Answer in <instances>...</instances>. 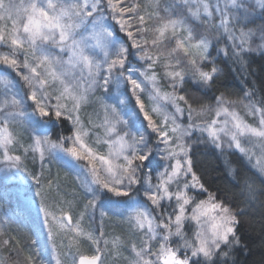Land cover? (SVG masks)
I'll return each instance as SVG.
<instances>
[{"label": "snow or ice", "instance_id": "obj_1", "mask_svg": "<svg viewBox=\"0 0 264 264\" xmlns=\"http://www.w3.org/2000/svg\"><path fill=\"white\" fill-rule=\"evenodd\" d=\"M182 7L186 11L178 13ZM257 8L264 12V0H223L222 6L220 0L215 5L211 0H0V73H5L0 74V164L6 173H26L34 181L42 218V226L32 230L35 253L22 260L20 241L9 248L15 238L3 239L0 246L9 256L0 264H52L50 250L55 264H64L55 242L61 234L69 240L63 257L70 264H104L106 254L119 257L120 236L104 239L102 222L99 235L94 227H83L89 210L94 218L98 207L101 221L111 212L127 224L131 237L139 236L125 249L128 264H228L241 243L240 213L209 192L193 171L186 138L199 132L221 152L238 151L264 175V98L256 100L249 91L243 103L221 94L214 105L194 107L178 89L189 77L207 87L218 71L215 66L204 70L211 41L197 39L194 25L219 16L215 27L228 35L239 58L252 51L257 32L258 47L264 48V24L236 28ZM11 73L19 79L9 78ZM161 79L171 91L162 89ZM97 91L102 95L95 97ZM91 104L98 107L85 122L81 112ZM240 104L255 123L240 114ZM185 111L187 125L178 122ZM65 122L70 134L52 139L50 128ZM25 132L27 147L21 143ZM18 145L23 157L16 154ZM29 152L41 164L51 157L75 173L89 197L78 218H73V202L59 198L58 185L50 181L45 190L41 174L24 166ZM160 162L163 170L153 183ZM245 187L254 198L252 184ZM190 192L207 198L197 200ZM189 226L191 236L185 231ZM173 238L182 243L174 247ZM85 242L92 245L91 254L81 251Z\"/></svg>", "mask_w": 264, "mask_h": 264}, {"label": "rangeland", "instance_id": "obj_2", "mask_svg": "<svg viewBox=\"0 0 264 264\" xmlns=\"http://www.w3.org/2000/svg\"><path fill=\"white\" fill-rule=\"evenodd\" d=\"M144 3H147V0H143ZM167 4H171L173 0H165ZM217 0H211V3L215 5ZM221 6L223 5V0H220ZM164 7V3L161 4V8ZM178 13L185 12L186 9L183 7L176 10ZM259 8H257L256 11L252 12L249 16H247L244 20L243 25H236L237 30H239L241 27L246 25L245 30L247 29H258L259 23L264 24V21L256 22L259 14ZM163 15V12L161 13ZM219 16H215L213 19L207 20L203 24L205 27H195L194 30L196 33V38L199 39L200 36H206L212 44H218L222 40H229L228 35L223 32V29H218L215 27L219 23ZM231 27V25H230ZM258 33V32H257ZM184 35H187L184 33ZM230 42V41H229ZM238 42V41H237ZM252 43H254V39L252 40ZM174 44V42H173ZM210 45V46H211ZM259 44L255 45L258 47ZM247 46V45H246ZM264 51V48H262ZM135 62V61H134ZM204 68V67H203ZM205 71H207L204 68ZM10 71V70H9ZM156 71L162 76L163 69L160 66H157ZM5 74V73H0ZM9 78H15L19 79L18 77H15V73H11V76ZM187 81H191V78H187ZM23 83L22 81L20 82ZM202 86V85H200ZM161 87L164 91H171V88L168 87L167 81L161 79ZM203 87V86H202ZM178 92L180 95H182L178 89ZM102 95L101 91H97L95 93V97H99ZM93 97V99H95ZM145 99H147V96L145 94ZM235 101H243V103H247V100L243 98L240 99H230ZM109 103H115V101H108ZM214 105V101L210 102ZM98 105L91 104L87 107H85L82 112L81 116L82 119L87 122L89 118V114L93 113L97 109ZM186 108V106H185ZM171 111L172 109L169 108ZM237 110L240 112V114L249 122V123H255L252 116L247 114V110L243 107V104H240L237 107ZM101 113V118H102ZM214 115V113H213ZM94 122L96 121L95 116L92 117ZM208 119H211V115L207 117ZM178 122H181L185 125H187V113L185 111V116L179 120ZM68 125V124H67ZM69 132L63 133V129L60 127H57L56 129V136L51 137L52 139H57L60 134L68 135L70 134V125H68ZM51 134V133H50ZM22 140L21 143L27 147V145L30 143V140L28 139L29 133L25 132L22 133ZM186 144L191 146V150L198 147H213L211 144L206 142V139L201 137L199 132L194 133L190 138H186ZM67 146V145H65ZM16 154L24 156L23 148H20L19 145L17 146ZM104 150V149H102ZM225 151L228 152H236L237 154H240L238 151L235 150H229L225 148ZM241 155V154H240ZM191 156V151H190ZM242 156V155H241ZM244 158V161L258 174L259 171L252 167V164H250L246 157L242 156ZM69 160L71 158H68ZM158 160L159 158L156 157ZM233 161V160H232ZM231 162V161H230ZM235 161H233L234 163ZM252 163H255V160L253 159ZM24 166L28 168V170L35 174H41V184L45 188V190L48 189L49 182L51 181L53 183V187L55 188L56 185L59 186L60 189V197L63 200L66 201H72L73 202V218L76 219L79 216V213L84 211V205L87 203L89 197L85 196L83 194V190L81 188V184L79 181H77L75 173L70 171V168L68 166H62L60 162H55L51 159V157H47L43 164H41V161L39 160L38 155L36 156L35 160H33V155L31 152H29L24 158ZM3 165L0 164V229H3V232L0 233V241L3 239H8L10 237H14L15 239L12 241V243L9 245V248L13 247L15 245V240L20 241V246L23 249V252L21 254V259L23 260L24 257H26L29 254L35 253V246L31 245V241L33 239L32 237V230L36 229L37 227L42 226V218L38 215L37 212V204H38V198L35 197L34 193L36 191V186L34 181L27 176L26 173H17L15 170H12L11 172H5L3 170ZM163 170V162H160L159 167H156L152 171L153 175V183H155V175L156 172H159ZM147 171V169H145ZM261 175V174H260ZM264 178V175H261ZM5 179L8 180L10 184H12L11 187H6L4 185ZM189 180L191 177L189 176ZM143 191V190H141ZM193 192H190V195H192ZM205 194V193H203ZM110 195V194H109ZM108 197H104L102 199H107ZM207 198V194H205L204 199ZM52 203V201H49ZM167 202L165 201V204ZM50 210L56 211V208L53 207ZM101 209L98 207L95 210L94 218L92 216L91 210H89V214L85 216L83 220V227L85 230H89L90 228L94 227L96 230V235H98L101 231V222L103 223V232H104V239L111 241L113 237L120 236L122 239V242L124 243V249L121 250V255L119 257H115L111 254H106L104 259V264H128V261L124 259L126 256H130V252L125 250L128 248L129 242L131 239L139 240V236L137 237H131L130 233L128 231L127 224L123 223L121 218L119 216L113 215L111 212L103 217V221H101L100 216ZM59 215V212L56 213ZM55 230V229H54ZM186 233L191 236V233L193 231L192 227H186L185 229ZM45 237H42L44 239ZM56 245H57V252L61 254V259L64 260V264H70V261L65 259L63 257V253L68 251V244L69 240L67 236L61 234L56 237ZM158 243V241H157ZM182 243L178 238H173L172 245L175 247L177 244ZM102 247H103V240H102ZM92 245L89 242H85L81 246V251L86 252L87 254H91ZM180 254H184V249L181 248ZM190 255V252L188 253ZM9 256V251L7 248H4L0 246V260H3L4 258H7ZM14 258V257H13ZM48 259L52 261V264H55V258L54 254L49 251ZM218 264H220V261L218 260Z\"/></svg>", "mask_w": 264, "mask_h": 264}, {"label": "trees", "instance_id": "obj_3", "mask_svg": "<svg viewBox=\"0 0 264 264\" xmlns=\"http://www.w3.org/2000/svg\"><path fill=\"white\" fill-rule=\"evenodd\" d=\"M259 14L256 22L264 21V12L259 11ZM194 26L205 27L201 23ZM260 26L261 22L258 28ZM258 37L259 33L254 38L255 44L251 42L252 51L245 52L239 58L233 55L231 40H222L218 46L212 44L209 59L203 65L207 71L213 66L218 69L211 84L202 87L186 80L182 89H179L180 93L188 97L194 107L215 102V97L221 94L226 99H240L246 92L251 91L255 93L254 99L264 98V51L255 46L261 43ZM60 128L63 133L69 132L67 122ZM56 129V126L50 128L51 137L57 135ZM190 157L193 171L201 178L208 191L216 193L217 199L223 200L240 213L237 234L241 243L240 247L232 252L228 264L233 261L235 264H264V178L236 152H221L214 147H198L191 150ZM246 183L254 187V198L248 195ZM4 185L12 188L7 179ZM205 194L193 192L192 195H196V199L200 200L204 199ZM104 197L106 196H102Z\"/></svg>", "mask_w": 264, "mask_h": 264}]
</instances>
